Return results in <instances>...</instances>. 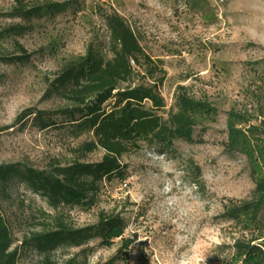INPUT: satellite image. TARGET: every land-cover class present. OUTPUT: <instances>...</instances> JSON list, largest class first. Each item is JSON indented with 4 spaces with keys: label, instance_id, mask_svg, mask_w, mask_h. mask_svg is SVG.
Masks as SVG:
<instances>
[{
    "label": "rangeland",
    "instance_id": "1",
    "mask_svg": "<svg viewBox=\"0 0 264 264\" xmlns=\"http://www.w3.org/2000/svg\"><path fill=\"white\" fill-rule=\"evenodd\" d=\"M23 1L70 2L73 8L35 20L21 37L0 40V56L22 55L20 47L29 55L24 65L0 62V164L36 169L65 164L89 140L56 128L38 130L32 117L21 121L19 116L29 109L62 106L56 98L43 97L47 82L89 45L108 57L104 15L110 13L127 22L154 63L155 76L163 77L159 92L165 107L160 114L173 109L175 93L184 87L217 115L200 120L194 142L175 141L169 153L142 145L122 156L125 177L104 181L90 210H54L22 184L0 187V212L17 248L16 264H67L70 259L104 264L125 251L122 239L127 240L126 258L118 264H227L230 247L242 233L220 215L225 206L247 200L254 183L244 155L226 146V120L230 112L244 115L247 121L237 128L247 135L249 127H257L264 147V0ZM13 4L0 0V13ZM16 22L0 17V32ZM135 72L139 83L144 68ZM102 155L95 150L83 160L100 162ZM100 214L118 216L125 226L108 245L97 236L87 245L46 254L25 244L58 221L78 229L95 225Z\"/></svg>",
    "mask_w": 264,
    "mask_h": 264
},
{
    "label": "trees",
    "instance_id": "2",
    "mask_svg": "<svg viewBox=\"0 0 264 264\" xmlns=\"http://www.w3.org/2000/svg\"><path fill=\"white\" fill-rule=\"evenodd\" d=\"M14 4L0 17L18 20L0 32V40L21 37L33 29V22L45 15L52 18L73 8L70 2L44 5L13 0ZM78 10V9H77ZM107 31L108 57L89 45L85 53L63 65L47 82L45 99L56 98L62 106L55 111L26 110L19 120L32 117L38 130L56 128L71 138L81 136L89 140L76 149V157L65 164L52 163L46 169H36L20 163L0 164V187L19 183L43 198L51 209L81 208L90 210L96 205L104 181L124 178L120 158L142 145L169 153L175 141L194 142V131L202 119H213L217 110L205 101H198L179 87L174 96L173 109L160 114L165 107L159 87L163 77L155 76V65L145 55L139 41L127 24L117 15H104ZM22 55L0 56L4 64L24 65L29 55L20 47ZM135 68L145 73L136 82ZM150 80L151 83L144 82ZM247 119L239 113H228L227 143L231 151L244 155L254 183L247 200L224 207L221 219L237 226L242 233L234 240L227 264H264V147L257 137L259 129L249 127L247 135L237 128ZM264 134V131H262ZM251 140V141H250ZM252 140L254 143H252ZM95 150H102L100 162H86L83 158ZM198 188L201 187L197 182ZM125 226L118 216L100 214L95 225L72 228L58 221L52 230L34 234L25 244L38 252L49 254L58 248H78L94 237L108 245L122 235ZM124 250L104 264H118L125 260ZM0 212V264H16L17 248ZM68 260L67 264H74Z\"/></svg>",
    "mask_w": 264,
    "mask_h": 264
}]
</instances>
